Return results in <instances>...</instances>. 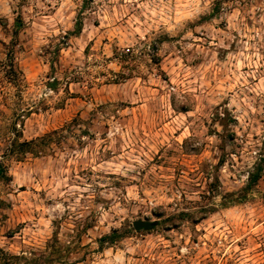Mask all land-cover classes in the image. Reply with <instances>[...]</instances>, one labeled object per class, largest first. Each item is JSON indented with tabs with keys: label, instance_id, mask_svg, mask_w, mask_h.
<instances>
[{
	"label": "rangeland",
	"instance_id": "1",
	"mask_svg": "<svg viewBox=\"0 0 264 264\" xmlns=\"http://www.w3.org/2000/svg\"><path fill=\"white\" fill-rule=\"evenodd\" d=\"M0 165V264H264V0H0Z\"/></svg>",
	"mask_w": 264,
	"mask_h": 264
},
{
	"label": "trees",
	"instance_id": "2",
	"mask_svg": "<svg viewBox=\"0 0 264 264\" xmlns=\"http://www.w3.org/2000/svg\"><path fill=\"white\" fill-rule=\"evenodd\" d=\"M19 24L16 26V28H19ZM81 30V22L77 21L73 31H70L67 33L68 36H76ZM49 140V135H45L43 137L33 139L30 141H20L19 134L15 135L12 141L10 142L9 148L7 149V153L10 156H14L16 158H21L25 156L26 154L33 155L37 150L45 146V144ZM0 176H4V167L0 165ZM259 179V173H256L254 175H251L248 178V183L245 186V188L241 191L242 194L250 191V189L255 185L257 180ZM239 200V199H238ZM118 239V236L114 233L112 235H107L99 239L100 243H113Z\"/></svg>",
	"mask_w": 264,
	"mask_h": 264
},
{
	"label": "water",
	"instance_id": "3",
	"mask_svg": "<svg viewBox=\"0 0 264 264\" xmlns=\"http://www.w3.org/2000/svg\"><path fill=\"white\" fill-rule=\"evenodd\" d=\"M155 224L149 221H135L132 223V228L135 232L150 231L154 228Z\"/></svg>",
	"mask_w": 264,
	"mask_h": 264
},
{
	"label": "clouds",
	"instance_id": "4",
	"mask_svg": "<svg viewBox=\"0 0 264 264\" xmlns=\"http://www.w3.org/2000/svg\"><path fill=\"white\" fill-rule=\"evenodd\" d=\"M208 2L210 3V0H208ZM179 103H180V101L178 100L177 104H179ZM129 179H131V177H129ZM112 223H113V226H117V227L119 226V221L118 220L117 221H113Z\"/></svg>",
	"mask_w": 264,
	"mask_h": 264
}]
</instances>
